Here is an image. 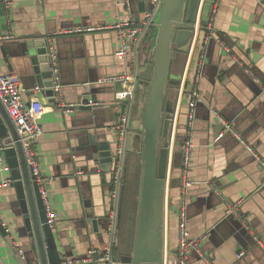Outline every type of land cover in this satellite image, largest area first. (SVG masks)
I'll list each match as a JSON object with an SVG mask.
<instances>
[{
	"label": "crops",
	"instance_id": "crops-1",
	"mask_svg": "<svg viewBox=\"0 0 264 264\" xmlns=\"http://www.w3.org/2000/svg\"><path fill=\"white\" fill-rule=\"evenodd\" d=\"M11 1L8 10L6 0H0V72L17 78L26 101L37 98L27 77L31 64L25 54L26 41L52 39L58 54L63 93L59 105L43 104L39 122L44 133L34 149L42 173L51 178L48 189L61 255L66 261L85 260L92 249L102 250L111 241L115 244L122 234L136 169V161L129 160L121 221L112 234L105 227L112 175L103 172V165L92 156L100 145L116 150V91L122 85L104 80L123 74L127 65L115 56L119 42L112 27L120 21L143 18L154 5L151 0H131V5L130 0ZM143 1L146 3L140 6ZM213 2L201 1L189 50L173 51L172 75L179 77L180 88L169 149L165 255L174 252L178 242L180 152L192 80L200 72L202 98L195 108L191 135L189 179L193 185L186 199L191 235L207 238L202 242L203 254H191L188 264H264V247L257 240L264 243V170L237 137L227 134L217 140L222 125L214 113L218 111L232 123L264 160V0H220L215 12L211 11ZM91 26L104 28L74 31ZM154 31L143 42L142 56L150 53ZM84 84L97 89L98 102L92 111L76 108ZM138 98L137 90L133 116ZM5 159V164H0V181L11 180ZM224 199L230 203L242 200L239 216L225 215ZM20 213L12 182L0 186L1 219L13 231L19 253L27 254L29 264H40L29 253L32 239L20 237L19 230L25 234ZM0 264H18L1 234Z\"/></svg>",
	"mask_w": 264,
	"mask_h": 264
},
{
	"label": "water",
	"instance_id": "water-1",
	"mask_svg": "<svg viewBox=\"0 0 264 264\" xmlns=\"http://www.w3.org/2000/svg\"><path fill=\"white\" fill-rule=\"evenodd\" d=\"M201 1L161 0L150 53L141 58L136 86L139 91L138 105L130 121L118 211L119 222L126 184L129 181L128 163L129 160L136 161V169L130 181L129 216L122 234H118L115 242L120 253V264L164 263L169 149L180 88L179 77L172 75L173 51L175 48L189 50ZM145 3L146 1L141 2L140 6ZM25 54L31 64L27 77L30 87L36 90L33 93L42 104L59 105L60 99L54 90L47 39L35 37L26 41ZM97 102V89L84 84L81 101L76 108L92 111ZM0 134L3 137L11 135L15 141L13 147L5 150V158L23 219L25 234L22 235L19 230L20 237L28 236L32 239L33 248L29 253H33L40 264L66 263L59 250L55 225L49 222L48 211L33 170L28 164L17 128L1 99ZM92 156L98 164L103 165L102 171L111 173L113 177L114 167L120 160L116 151L100 145ZM105 220L106 230L111 232L108 214ZM93 223L97 231V220ZM0 234L12 250L17 263L29 264V257L19 253L13 231L1 217Z\"/></svg>",
	"mask_w": 264,
	"mask_h": 264
},
{
	"label": "built area",
	"instance_id": "built-area-1",
	"mask_svg": "<svg viewBox=\"0 0 264 264\" xmlns=\"http://www.w3.org/2000/svg\"><path fill=\"white\" fill-rule=\"evenodd\" d=\"M154 5L153 9L148 11L143 18L139 20H125L116 23L115 28L119 47L115 53L119 61L127 65V70L121 75L110 76L104 81L108 83H120L122 89L116 91V99L119 106L118 117L114 124V132L116 137V154L120 158L113 170L112 186L109 192L110 208L108 211L109 224L112 229L111 233L116 230L118 224V211L121 195V187L123 184V174L125 167V155L127 152L128 135L130 133V121L135 107V99L137 94L138 71L141 67L143 42L146 37L154 30L161 0H151ZM220 0H214L212 10L215 12ZM6 8L9 10L12 5L11 0H6ZM104 27H87L83 30H74L78 32H94ZM49 45V57L51 68L54 74V90L61 98L63 93V85L60 76L59 58L52 39H47ZM201 74L197 72L193 76L192 86L190 89V102L187 119V127L185 129V137L183 139L181 150L183 153L182 163V201L179 208L178 222V242L175 251L167 253L163 264H188L189 256L193 253L203 254L202 242L207 238L204 235L195 238L191 235L188 228L187 214V191L193 185L189 179L191 167V154L193 149V141L191 139L192 130L195 120V108L201 101L202 94L200 91ZM24 90L15 76L5 75L0 72V99L5 105L10 117L15 123L21 143L24 147L28 164L33 170L35 179L39 185L41 196L48 211L49 222L55 225V217L53 207L50 202V190L48 184L51 178L42 173L40 160L34 149V144L38 141L43 133V127L40 125L39 119L43 114V104L39 99L35 98L26 101L23 96ZM222 125V129L217 136V140L231 134L237 137L247 146L255 157L259 160L264 170V160L259 158L251 146L246 144L241 135L234 129L232 123L226 121L218 111H214ZM15 141L11 135L3 137L0 134V164H5V150L13 147ZM11 180L0 181V186H7ZM264 185V180H263ZM226 201V199H224ZM242 200L230 203L226 201L225 215L239 216L240 205ZM112 236V235H111ZM257 238V237H256ZM258 242L264 247V243L257 238ZM115 244L111 241L102 250L92 249L90 256L85 260H69L65 264H120V258L115 254ZM22 252V251H21ZM99 255V258L97 256Z\"/></svg>",
	"mask_w": 264,
	"mask_h": 264
},
{
	"label": "trees",
	"instance_id": "trees-1",
	"mask_svg": "<svg viewBox=\"0 0 264 264\" xmlns=\"http://www.w3.org/2000/svg\"><path fill=\"white\" fill-rule=\"evenodd\" d=\"M114 251H115V254L116 255H119L120 256V253L116 249H114Z\"/></svg>",
	"mask_w": 264,
	"mask_h": 264
},
{
	"label": "rangeland",
	"instance_id": "rangeland-1",
	"mask_svg": "<svg viewBox=\"0 0 264 264\" xmlns=\"http://www.w3.org/2000/svg\"><path fill=\"white\" fill-rule=\"evenodd\" d=\"M120 258V257H119Z\"/></svg>",
	"mask_w": 264,
	"mask_h": 264
}]
</instances>
